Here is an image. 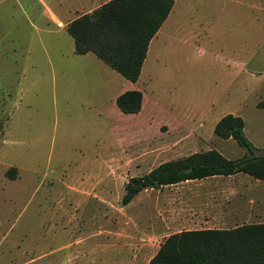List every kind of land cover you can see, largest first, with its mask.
I'll return each instance as SVG.
<instances>
[{"label":"rangeland","instance_id":"374dc122","mask_svg":"<svg viewBox=\"0 0 264 264\" xmlns=\"http://www.w3.org/2000/svg\"><path fill=\"white\" fill-rule=\"evenodd\" d=\"M39 20L34 0H0V264H146L183 229L184 190L145 188L121 205L129 177L208 149L241 157L232 138L213 132L228 113L264 152V0H173L135 84L73 53L66 31L56 47L23 52ZM126 89L141 91L140 113L115 106ZM203 180L264 209L259 180ZM261 215L249 222L264 223Z\"/></svg>","mask_w":264,"mask_h":264},{"label":"trees","instance_id":"16d2710c","mask_svg":"<svg viewBox=\"0 0 264 264\" xmlns=\"http://www.w3.org/2000/svg\"><path fill=\"white\" fill-rule=\"evenodd\" d=\"M173 0H107L96 9L72 19L66 26L74 53H93L124 79L134 82L151 38L167 17ZM141 92L118 94L114 103L122 113H136ZM243 120L225 114L214 134L232 138L245 153L229 159L214 149L194 152L157 164L123 184L121 205L141 190L209 176L246 174L264 183V152L256 153L244 136ZM146 264H264V223L229 229L181 230L167 235Z\"/></svg>","mask_w":264,"mask_h":264},{"label":"crops","instance_id":"0c3cea01","mask_svg":"<svg viewBox=\"0 0 264 264\" xmlns=\"http://www.w3.org/2000/svg\"><path fill=\"white\" fill-rule=\"evenodd\" d=\"M34 1H35V7L38 12V18H41L42 16L44 20L43 22L39 20L40 25L37 28L38 33L36 34L38 36H37L36 44L28 43L26 47H23V52L26 51L27 54H30L31 52L35 53L37 47H39V49L41 48L45 49L46 45H49L48 46L49 48L56 47L57 45H59V43L61 42V36L59 35V33L61 31H66V26L72 19L76 18L79 15L91 12L92 10L96 9L98 6H100L102 3L106 2L107 0H34ZM73 53H74V45H73ZM87 53H91V52H85L83 54H87ZM83 54H77V55H83ZM138 79L139 76L134 82H130V83L135 84L138 81ZM126 90H132V89H126ZM120 93H117V95ZM117 95H115V97ZM142 108H143V101L141 97L140 108L136 113H140L142 111ZM127 114H135V113H127ZM237 175H246V174L235 173L228 176L217 175V176H209V177H235ZM209 177H205V178H209ZM203 179L204 178L195 179V180H185L174 184L163 185L165 187L178 185L179 189L184 190L183 192L179 193L181 197H179L178 199V200H182L183 203H180L176 210V214L182 217L181 219H178V224L183 227L182 230L229 229L242 224H249L251 223L249 222V220L251 219L262 218L261 214L264 213V209L260 208L259 206L256 209H253L251 207L253 205V201L251 200V198H247V201L245 202V200L243 199L244 193L241 191L236 192L238 188L230 184H215L212 181H206ZM259 183H263V182H259ZM169 201L170 199L165 197V216L173 212V209H170L171 205L168 203ZM263 208H264V204H263ZM254 223H262V222L258 221ZM169 224H171V221H169V219L165 217V227L169 226ZM178 231L181 230H177L175 232Z\"/></svg>","mask_w":264,"mask_h":264}]
</instances>
